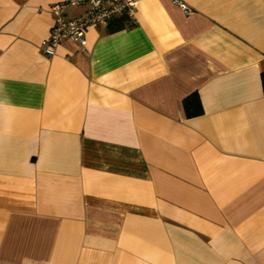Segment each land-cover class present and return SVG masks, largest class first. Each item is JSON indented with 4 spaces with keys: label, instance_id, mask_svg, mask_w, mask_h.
<instances>
[{
    "label": "crops",
    "instance_id": "1",
    "mask_svg": "<svg viewBox=\"0 0 264 264\" xmlns=\"http://www.w3.org/2000/svg\"><path fill=\"white\" fill-rule=\"evenodd\" d=\"M60 1L0 0V264H264V0H137L48 56Z\"/></svg>",
    "mask_w": 264,
    "mask_h": 264
},
{
    "label": "built area",
    "instance_id": "2",
    "mask_svg": "<svg viewBox=\"0 0 264 264\" xmlns=\"http://www.w3.org/2000/svg\"><path fill=\"white\" fill-rule=\"evenodd\" d=\"M178 2L187 11L185 4ZM81 5L83 11L73 17H66L65 9L69 6ZM137 0H63L53 3L50 10L54 23L48 37L39 43V49L45 55L55 53L62 39H70L78 50L87 52L86 31L89 26L107 25L111 20L125 16L128 22H134Z\"/></svg>",
    "mask_w": 264,
    "mask_h": 264
},
{
    "label": "trees",
    "instance_id": "3",
    "mask_svg": "<svg viewBox=\"0 0 264 264\" xmlns=\"http://www.w3.org/2000/svg\"><path fill=\"white\" fill-rule=\"evenodd\" d=\"M121 18H125V16ZM262 85H264V77H262ZM183 106L187 116H195L202 113V106L197 93H192L184 98Z\"/></svg>",
    "mask_w": 264,
    "mask_h": 264
}]
</instances>
